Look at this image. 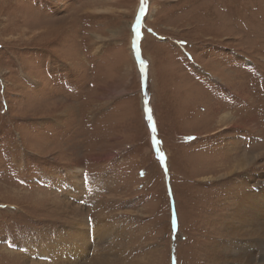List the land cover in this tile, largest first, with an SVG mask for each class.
Segmentation results:
<instances>
[{
	"label": "rangeland",
	"instance_id": "rangeland-1",
	"mask_svg": "<svg viewBox=\"0 0 264 264\" xmlns=\"http://www.w3.org/2000/svg\"><path fill=\"white\" fill-rule=\"evenodd\" d=\"M244 167L264 0H0V264H230Z\"/></svg>",
	"mask_w": 264,
	"mask_h": 264
},
{
	"label": "bare ground",
	"instance_id": "bare-ground-1",
	"mask_svg": "<svg viewBox=\"0 0 264 264\" xmlns=\"http://www.w3.org/2000/svg\"><path fill=\"white\" fill-rule=\"evenodd\" d=\"M246 169L247 167L232 170L238 178L235 179L236 182L230 184V195L233 194L230 199L233 200V203L230 204L229 218H226L225 222L221 221V225L227 227L228 235L223 237V250L220 251V254L227 259L230 257V264H264V179L257 180L255 175L248 173L243 175L242 173ZM77 234H72L75 241H79ZM83 247H76L74 251L81 253L79 251H82ZM112 249L113 252L108 254H112L114 257L116 255L117 258L119 253L116 247H112ZM108 254L105 255L108 256ZM105 255L104 253L103 257L94 255L97 260L91 262L117 263L116 258L110 260V257L108 259ZM220 258L218 257V259Z\"/></svg>",
	"mask_w": 264,
	"mask_h": 264
},
{
	"label": "snow or ice",
	"instance_id": "snow-or-ice-1",
	"mask_svg": "<svg viewBox=\"0 0 264 264\" xmlns=\"http://www.w3.org/2000/svg\"><path fill=\"white\" fill-rule=\"evenodd\" d=\"M143 3H144V0H141V5H143ZM143 11H144V9H143V7H141V13H143ZM139 23H140V20H139V17H138L137 20H136L137 27L139 26ZM137 35H138V33H137Z\"/></svg>",
	"mask_w": 264,
	"mask_h": 264
}]
</instances>
